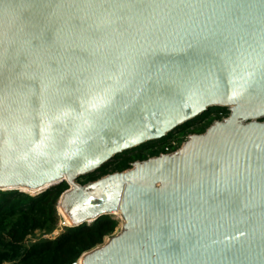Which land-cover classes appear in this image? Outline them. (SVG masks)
I'll return each mask as SVG.
<instances>
[{
	"label": "water",
	"instance_id": "95a60500",
	"mask_svg": "<svg viewBox=\"0 0 264 264\" xmlns=\"http://www.w3.org/2000/svg\"><path fill=\"white\" fill-rule=\"evenodd\" d=\"M62 182L67 226L120 221L81 264H264V0H0V190Z\"/></svg>",
	"mask_w": 264,
	"mask_h": 264
},
{
	"label": "trees",
	"instance_id": "16d2710c",
	"mask_svg": "<svg viewBox=\"0 0 264 264\" xmlns=\"http://www.w3.org/2000/svg\"><path fill=\"white\" fill-rule=\"evenodd\" d=\"M227 115L226 108H210L165 137L116 155L94 173L77 181L84 184L105 174L125 170L134 161L172 152L189 134L202 133L214 120ZM68 187L62 182L34 196L15 190H0V264H70L115 232L119 220L106 215L91 224L65 226L53 239L40 237L26 243L27 237L36 231L50 234L57 229L60 218L58 200Z\"/></svg>",
	"mask_w": 264,
	"mask_h": 264
},
{
	"label": "rangeland",
	"instance_id": "374dc122",
	"mask_svg": "<svg viewBox=\"0 0 264 264\" xmlns=\"http://www.w3.org/2000/svg\"><path fill=\"white\" fill-rule=\"evenodd\" d=\"M59 214V212H58ZM60 216V215H59ZM60 219V218H59ZM60 224L58 223V227L55 231H53L52 233L50 234H42L40 233L39 231H36L34 232L32 235L28 236L27 239L25 240L26 243H29V242H32V241H35L36 239L40 238V237H44V238H50V239H53L55 238L61 231L64 227H61L59 228ZM119 227H120V221H119V225L117 227V229L115 230V232H117L119 230ZM57 232V233H56ZM114 232V233H115ZM106 238V237H105ZM105 238H104V241H105Z\"/></svg>",
	"mask_w": 264,
	"mask_h": 264
},
{
	"label": "built area",
	"instance_id": "2783aa9c",
	"mask_svg": "<svg viewBox=\"0 0 264 264\" xmlns=\"http://www.w3.org/2000/svg\"><path fill=\"white\" fill-rule=\"evenodd\" d=\"M59 215H60V219H59L60 226H59V228L67 226L68 222L66 221L64 216L60 213H59ZM70 264H81L80 256L78 258H76L74 261H72Z\"/></svg>",
	"mask_w": 264,
	"mask_h": 264
},
{
	"label": "bare ground",
	"instance_id": "6f19581e",
	"mask_svg": "<svg viewBox=\"0 0 264 264\" xmlns=\"http://www.w3.org/2000/svg\"><path fill=\"white\" fill-rule=\"evenodd\" d=\"M58 212L60 213V214H62L63 215V213L61 212V210L58 208ZM119 213H113L112 215H114V216H116V215H118Z\"/></svg>",
	"mask_w": 264,
	"mask_h": 264
}]
</instances>
